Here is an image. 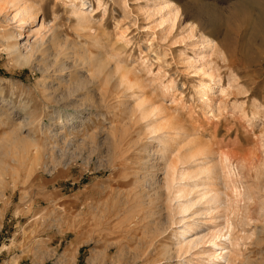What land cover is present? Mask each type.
<instances>
[{"label":"rangeland","instance_id":"1","mask_svg":"<svg viewBox=\"0 0 264 264\" xmlns=\"http://www.w3.org/2000/svg\"><path fill=\"white\" fill-rule=\"evenodd\" d=\"M9 1L0 264H264V0H23L21 30Z\"/></svg>","mask_w":264,"mask_h":264},{"label":"bare ground","instance_id":"2","mask_svg":"<svg viewBox=\"0 0 264 264\" xmlns=\"http://www.w3.org/2000/svg\"><path fill=\"white\" fill-rule=\"evenodd\" d=\"M12 2H15V4L13 5L16 9V14L18 15V24H19V30H21L23 27H25L30 21H32L33 19H35V15H34V13H33V11L31 10V8H30V6H27L25 3V1H23V0H11ZM11 1H9V2H11ZM8 2V3H9ZM79 5H80V7H82L83 6V4L80 2V3H78ZM163 8L164 9H168V11L171 13V15H172V18L174 17L175 18V16L177 15V13H178V11L171 5V4H168V3H165V4H163ZM89 12V11H88ZM91 12V11H90ZM74 13H75V15L77 14V20H79V21H81L82 23H85V21H88L87 19H88V17L89 16H85V13L84 12H82L81 10H79V9H75L74 10ZM86 14H88V13H86ZM260 17H261V19H262V23L260 24V25H262V24H264V15L263 16H261L260 15ZM259 17V18H260ZM87 23V22H86ZM39 30H41V31H39V32H42L43 30H44V25H43V23L42 22H40V27H39ZM18 36H20V34H18ZM16 36L15 35H13L12 33H11V35L9 36V38H6V39H8L9 40V42H7L6 43V45H5V50H7L6 52H9V54H15L16 56H18V57H20L23 61H26V60H28L29 58H31L32 57V53H33V50H29L28 52H25L23 55H21L20 54V52H19V48H18V46H17V42H16V38H15ZM0 38L1 39H3V36L2 35H0ZM205 44H207V45H209L208 44V41L207 40H205V41H203ZM14 55V56H15ZM17 58V57H16ZM19 58V59H20ZM115 71L116 72H118V71H121V70H119L118 68H116L115 69ZM119 73V72H118ZM117 74V73H116ZM122 75L121 76H119V83L120 84H124V85H126V83L130 86V87H133L132 86V83L130 82V81H128V79H127V77H126V74H124L123 75V73H121ZM204 75V74H203ZM206 76L205 77H207V75H208V73H206L205 74ZM209 80H210V82L211 83H213V84H216V83H218V81H216L215 79L217 78V77H212V76H210V74H209V76L207 77ZM203 85V84H202ZM127 86V85H126ZM210 86V85H209ZM202 87H204V85L202 86ZM206 89L208 88V87H205ZM202 90V89H201ZM205 90V89H204ZM206 93V92H205ZM205 93H204V95H205ZM138 107V110L140 111V110H142V109H144L143 107H142V105L139 103V105L137 106ZM155 112H158V110L157 109H155L154 110ZM69 119V118H68ZM67 119V120H68ZM22 124L18 121V122H16L12 127H11V129H9L10 131H11V134L9 135V136H11V137H13V138H15V139H20V137H18L19 136V130H18V127L20 126V127H22L21 126ZM160 130V129H159ZM157 128H151V134H153V135H155V133L157 134V132L159 131ZM9 132V131H8ZM10 133V132H9ZM10 137V138H11ZM14 139V140H15ZM12 140V139H11ZM21 140V139H20ZM17 141V140H16ZM66 142V141H65ZM53 148V147H52ZM5 149V148H4ZM56 149V148H55ZM171 167V166H170ZM168 168V170H170V171H174L175 169H173V167L172 168ZM213 170V169H212ZM186 172V171H185ZM184 171H179V172H177V175H174L173 173L170 175V179H169V181H168V183H166L165 185H164V188L166 189V191L168 192V191H171L172 193V195H173V199H175V200H177V201H180V200H182V199H184L185 197H186V191H185V188H184V186H182V185H180V184H178L179 182H181V183H183V182H188V180L190 179V178H193V177H195L197 174H193L192 176L190 175V173L188 174L187 172L185 173ZM203 173H206V174H210L211 173V170L209 171V170H205L204 171V169H203V172H200V174L202 175ZM200 174H198V175H200ZM197 175V176H198ZM207 176V175H206ZM174 182H176V184H173ZM183 184H185V183H183ZM218 198H219V196L217 195V194H214L213 196H212V198H210L211 200L210 201H217L218 200ZM177 207H178V209L180 210V214L182 215V214H184L187 210H186V206H184V205H182V204H180V202H178V204H177ZM119 213V212H118ZM120 214V213H119ZM120 216V215H119ZM117 217H118V214H117ZM181 221H179L178 223H180ZM105 225V224H104ZM107 225V224H106ZM188 233V230L185 228V227H182V228H180L179 229V231H176L175 233H174V235H175V240H179L180 238H182V237H184V235H186ZM223 235H221V234H218V235H214V240L215 241H217V240H219L221 237H222ZM180 244L182 243V242H179ZM179 244V245H180ZM182 245V244H181ZM180 245V246H181ZM186 246V245H185Z\"/></svg>","mask_w":264,"mask_h":264}]
</instances>
